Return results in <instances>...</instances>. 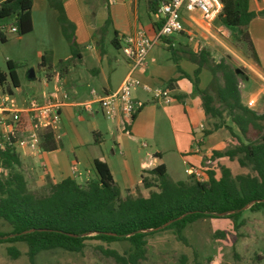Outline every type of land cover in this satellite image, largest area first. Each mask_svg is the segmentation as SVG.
<instances>
[{"label":"trees","instance_id":"16d2710c","mask_svg":"<svg viewBox=\"0 0 264 264\" xmlns=\"http://www.w3.org/2000/svg\"><path fill=\"white\" fill-rule=\"evenodd\" d=\"M32 1H0V44L7 41L11 27L17 35L32 30ZM47 1L58 11V21L72 58H79L74 25L64 13L62 0ZM150 2L155 3V0ZM220 2L222 7L217 20L231 30V44L246 60L257 62L248 24L257 14H264V10L258 13L251 10L249 0ZM109 21L107 19L105 24ZM161 41L177 63L178 50L168 37ZM183 53L197 65L193 84L201 98L205 120L211 123L202 135L225 128L236 141V145L222 152L212 151L208 159L218 156L235 159L239 166L250 167L251 172L232 176L231 170L222 165L218 176L214 170L207 169L205 180L192 177L174 181L168 177L165 165L159 164L141 172V187L150 189L147 196L141 193L140 185L135 187V194L122 196L105 158L99 156L93 161L95 179L79 183L66 177L49 183L47 194L36 195L28 188L19 169L15 147L5 144L0 149V243H25L29 264H37V255L42 251L60 248L81 252L88 241H99L105 244V247L100 245L101 251L113 264H141L147 251L146 238L156 231L171 229L179 241L187 243L182 234L184 228L200 218H231L235 223L245 208L256 211L264 207V112L258 113L242 103L238 75L223 59L211 61L210 52L204 47ZM63 62L66 60L59 64ZM17 67L16 61L7 60V71L0 70L3 93L11 95L12 89L19 85ZM202 68L211 73L205 88L199 87L198 74ZM177 69L181 72L178 64ZM176 98L179 99V95ZM227 117L232 124L227 122ZM15 119L17 131H26L32 125L24 112L16 113ZM38 135L41 149L57 147L49 128H41ZM14 141L15 138H11V142ZM4 226L8 230H3ZM119 241H127L129 247L123 251L109 247L110 243ZM6 251L11 258L22 253L15 246H8ZM196 257L194 253V264H203Z\"/></svg>","mask_w":264,"mask_h":264},{"label":"crops","instance_id":"0c3cea01","mask_svg":"<svg viewBox=\"0 0 264 264\" xmlns=\"http://www.w3.org/2000/svg\"><path fill=\"white\" fill-rule=\"evenodd\" d=\"M150 1L62 0L64 13L74 25L75 41L79 47V58L75 59L62 33L58 11L47 0L32 1L30 32L17 35L10 31L17 35L18 42L24 43V47H20L22 58L25 52H34L37 65L44 74L43 90L41 93H32L30 99H62L64 102L59 110L60 137L55 139V149L43 150L39 144L35 147L27 143L14 145L20 160L19 169L27 186L31 183L49 185L66 177L85 183L95 179L93 161L103 156L120 192L124 188L127 194H135V187L140 185L141 193L147 196L145 193L150 189L141 187L142 170L164 164L168 174L173 167L181 171V164L185 166V176L174 181L187 179L192 167L207 170L205 165L211 156L210 152L212 154L215 149H221V142L228 139L229 133H221L224 128L202 135V131L208 127L205 128L207 121L202 101L193 84L197 65L183 51H177L175 63L171 55L160 50V46L153 49L155 44L166 47L163 42H157L150 48L145 67L133 73L139 81L132 88V97L138 103L135 117L128 125L120 118L111 120L112 142L104 137L109 126L101 121L102 112L97 98L115 90L129 71L128 60L119 53L123 37L139 29L152 35L157 28L158 19L153 9L158 2ZM249 7L258 13L264 10V0H249ZM140 13L147 14L150 26L142 23ZM186 17L183 16L185 30L176 34L184 33L181 36L191 41L192 36L189 35L193 29L211 32V27L203 22L199 14L189 13ZM107 19L110 21L106 25ZM222 27L220 23L218 28ZM248 28L259 58L257 62L245 59L253 71L252 79L257 83L255 89L246 96V102L253 99L256 104L264 94V14H257L249 22ZM168 38L174 47L190 44ZM256 40L260 45L256 44ZM61 60L66 62L59 64ZM177 64L181 72L190 77H185L177 69ZM15 71L19 85L12 89L13 93L22 84L18 68ZM198 77L199 87L205 88L211 80V73L207 68H202ZM26 78L32 81L35 73L33 79L28 77V73ZM171 79L173 81L168 84ZM141 84L151 89H169L171 100L165 103L154 99L152 91L144 89ZM27 85L35 88L32 82ZM62 94H66V97L63 98ZM176 95L180 98H176ZM7 96L9 94L3 93L0 88V103L5 102L8 107H23L29 100L28 97H22L18 103ZM254 106L249 108L258 113L264 112L254 109ZM19 135L25 140L28 137L25 131ZM222 157L225 156H218L219 159Z\"/></svg>","mask_w":264,"mask_h":264},{"label":"rangeland","instance_id":"374dc122","mask_svg":"<svg viewBox=\"0 0 264 264\" xmlns=\"http://www.w3.org/2000/svg\"><path fill=\"white\" fill-rule=\"evenodd\" d=\"M182 15L187 18L186 16H188L189 13L182 10ZM140 20L142 23L150 26L147 14L140 13ZM219 25V21H214L211 24L210 33L206 32L204 29H193L192 33L189 35L192 36L191 41L181 36L185 35L184 33L181 35L173 34L170 38H172L174 42L179 40L184 43H190L176 45L175 48H178L177 50L181 52L204 47L209 50L211 61L217 62L223 59L232 66L238 75L242 103L246 105V96L257 86V83L252 79L251 73L253 71L248 67V61L245 60L241 52L231 44V30L224 27L218 28ZM248 32L250 33L249 28ZM7 34L8 40L0 44V70L7 71V59L11 58L12 61L17 60V68L22 84L19 89H16L14 93L11 96H7V98H13L19 103L22 97H28L30 99L32 93H41L43 90L42 82L44 74L37 65L38 60L35 58L34 52L27 51L25 52V56H23L24 58H22L21 55L23 54H20V47H24V43L22 41H17L18 37L15 33L8 31ZM256 44L260 45L258 40H256ZM157 46H160L159 48L163 50V52H167L171 55V51L167 47H163V45L155 44L153 49ZM119 53H121V51H119ZM258 58L257 56V60ZM31 68L35 73V79L29 81L26 80V75ZM30 82H32L35 88L28 87L27 84ZM263 105L264 94L261 96V99L256 102L254 109L264 111L262 109ZM100 116L102 118L101 121L109 126L108 132L104 137L107 138L108 142H112L110 141V136L112 134L110 130L113 128V123L103 114H100ZM226 120L229 124H232L228 117ZM8 124L9 119L5 121V125ZM210 125V121H207V123H205V128ZM234 129L238 132L235 126ZM221 133L228 134V131L224 128ZM19 134V132L14 133L17 138L20 137ZM90 136L92 137V135ZM221 144V149L218 148L215 150L222 152L236 145V141L228 135V139H225ZM71 156L73 157V155ZM179 165L181 166V171L179 168L175 169L174 167L168 171L167 175L170 179L175 180L185 176V166ZM222 165H227L230 168L232 176L251 172L250 167H241L235 159L230 160L227 157H222L220 159L218 157L214 159L211 158L205 166L214 171L216 169L215 172L219 175ZM201 171L206 178V169H202ZM192 177H195V175L190 174L189 178ZM28 188L36 195H45L48 193L49 185L48 183L43 185L31 183L28 185ZM145 192H147V190H145ZM125 194H127L126 190L121 188V195ZM147 194L148 193H145V195ZM3 230H8V227L4 226ZM182 234L185 236L187 243L179 241L171 229L159 230L147 236V251L144 259L141 260V264H194V253L197 255L196 259L203 264H264V207L256 211L245 208L235 223H233L231 218H200L187 225ZM100 245L105 247V244L99 241H88L81 252H70L60 248L51 251H42L37 255L36 263L113 264V260L103 254ZM8 246L19 248L22 252L21 255L17 258H11L6 251ZM109 247L123 251L129 247V243L127 241L112 242L109 244ZM26 250V245L22 242L0 243V264H29L25 254ZM257 256H259V259L256 258Z\"/></svg>","mask_w":264,"mask_h":264},{"label":"built area","instance_id":"2783aa9c","mask_svg":"<svg viewBox=\"0 0 264 264\" xmlns=\"http://www.w3.org/2000/svg\"><path fill=\"white\" fill-rule=\"evenodd\" d=\"M158 5L153 14L158 19V26L152 35L147 34L144 30L139 29L123 37L120 45V51L129 62V71L124 76L120 85L113 91L105 92L97 98L102 114L109 120L120 118L122 122L128 125L135 114L138 103L132 97V88L139 84V81L133 75L134 71L145 67L146 57L150 48L161 38L170 37L173 34L185 30L182 10L189 13H197L203 22L211 27L212 22L217 18L222 4L220 0H157ZM15 31L14 27L10 28ZM146 90L152 91V97L156 100L168 103L171 100L169 89L154 87L150 88L141 84ZM65 98L66 94H62ZM255 101L249 99L246 106H254ZM64 105L63 100L46 99L39 101L29 99L23 107H8L5 102L0 103V149L5 144L15 145L16 143H27L30 147L39 144L38 131L41 128H49L55 139L60 137L58 132L59 110ZM18 112H24L31 122V127L25 132L28 134L27 139L17 138L14 133ZM9 119V124L5 121ZM11 138H15L11 142ZM191 174L195 175L198 180H205L201 169L192 167Z\"/></svg>","mask_w":264,"mask_h":264},{"label":"water","instance_id":"95a60500","mask_svg":"<svg viewBox=\"0 0 264 264\" xmlns=\"http://www.w3.org/2000/svg\"><path fill=\"white\" fill-rule=\"evenodd\" d=\"M28 77H29L30 79H33V78H34V71H33L32 68L29 69V71H28ZM168 223H169V222H167V223L161 225V226L159 227V229L163 228V227H164L165 225H167Z\"/></svg>","mask_w":264,"mask_h":264}]
</instances>
